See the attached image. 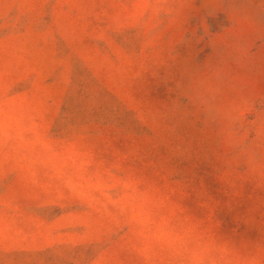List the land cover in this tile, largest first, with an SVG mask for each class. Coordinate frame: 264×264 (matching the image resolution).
<instances>
[{
  "label": "rangeland",
  "instance_id": "374dc122",
  "mask_svg": "<svg viewBox=\"0 0 264 264\" xmlns=\"http://www.w3.org/2000/svg\"><path fill=\"white\" fill-rule=\"evenodd\" d=\"M209 62L251 84L227 157L242 171L264 157L259 0H0V264H137L112 223L129 180L204 192L259 235L264 191L217 182L219 131L180 87Z\"/></svg>",
  "mask_w": 264,
  "mask_h": 264
},
{
  "label": "clouds",
  "instance_id": "9594fccd",
  "mask_svg": "<svg viewBox=\"0 0 264 264\" xmlns=\"http://www.w3.org/2000/svg\"><path fill=\"white\" fill-rule=\"evenodd\" d=\"M180 87L186 91L189 116L219 131L222 165L215 170L217 182L235 195L244 183L264 191V157L248 154L242 171L233 169L227 158L236 143L235 128L253 113L250 81L209 62L192 66ZM225 95L230 96L227 102L221 99ZM135 183L118 184L111 203L114 229L125 231L137 264H264V230L256 235L246 233L243 224L226 226L204 192L193 194L187 185L177 184L137 193Z\"/></svg>",
  "mask_w": 264,
  "mask_h": 264
}]
</instances>
